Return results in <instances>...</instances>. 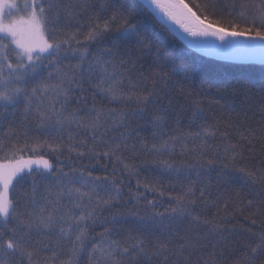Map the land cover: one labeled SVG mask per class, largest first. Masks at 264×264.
I'll return each instance as SVG.
<instances>
[{
    "label": "snow or ice",
    "instance_id": "obj_1",
    "mask_svg": "<svg viewBox=\"0 0 264 264\" xmlns=\"http://www.w3.org/2000/svg\"><path fill=\"white\" fill-rule=\"evenodd\" d=\"M148 3L194 38L218 37L222 42L215 45L218 49L240 46V42L228 37H248L264 45V0L240 4L242 11L239 15L245 21L244 26L230 20V31L215 27L219 20L208 21L218 9H235L237 5L234 2L221 6L217 0H206L202 7L196 6L201 14L194 11L186 0H148ZM19 8L16 0H0V121L7 125L6 131L0 134V220L3 221L0 226V264H79L81 253L87 250L88 244H91L88 264H264V222H261L259 231L249 228L246 236L226 250L227 254L225 249L218 250L215 244L208 251V245L188 236L199 219L192 216L198 199L207 203L203 198L208 194L209 183L206 175L201 177L199 169L210 171L217 163L223 164L225 169L235 165L237 157L243 158L245 149L251 150L253 139L249 137L254 138L255 133H238L236 142H232L229 132H220L225 141L223 156L229 163H224L219 153L214 159L205 160L210 150L214 153L216 150L206 139L215 134L209 132L213 125L206 123L203 110L197 105L189 118L193 123L202 121L197 125V131L181 130V114L172 106V100L164 90L166 85L158 86L157 83L165 81L167 73L160 65L147 72L141 70L137 67V58L132 55L134 51L141 50L137 46H147L144 38L137 34L131 47H119L120 41H130L131 33L135 32V25L131 23L132 13H116L103 25L92 24L87 34L78 39L79 32L66 30L75 12L63 0H24L23 14L12 15ZM248 11L253 13L251 22L246 19ZM112 31L117 34V39L111 47L96 48L95 51L88 47ZM190 43L210 42L194 39ZM10 49L13 55L9 54ZM65 60L69 62L64 63ZM42 70L47 71L46 76L41 75ZM149 80L152 85L150 91L146 87ZM85 84L92 90L93 100L100 95L109 102H134L137 108L130 114L122 111L117 115L115 109H106L96 103L87 107V100L82 98L88 91ZM142 86L147 94H136ZM77 90L81 95L76 94ZM164 99H168L167 106ZM73 100L81 107L71 108ZM18 112L22 119L14 124L8 118L14 119ZM149 113L153 139L159 143L150 147L142 143L141 148L157 157L153 163L177 173L196 170L197 180L189 179L172 197L175 206L164 212L156 211L155 202L137 192L135 198L144 199L145 204L153 208L150 215L138 216L132 212L130 215L136 219L125 226V213H112L102 222L111 226L104 227L100 233H90L89 229L101 215L100 210L112 208L113 202H119L123 197L121 184L115 176H93L90 171L85 173L83 168H73L71 174L58 169L57 192L53 199L43 198L42 205L37 199L35 180L31 191L23 190L10 198V192L25 180V168L31 172V164L34 163L31 159H23L25 149L33 153L45 147L53 152L66 149L69 154L75 152L77 157H114L123 164L120 154L128 148L127 137L121 134L119 142H113L104 138L107 130L127 125L129 115L143 119ZM173 113L177 115L176 127L169 129V116ZM33 121L36 130L46 138L30 136ZM215 127L219 129V122ZM226 127L233 125L227 124ZM169 131L176 135H168ZM77 135L84 138L77 140ZM21 138L24 141L22 145L18 143ZM49 139H58L59 143L53 145ZM30 141H35L31 147ZM186 141L194 144L192 158L195 163L187 164L181 160L176 165L174 160L159 159L165 154L173 155L172 149L176 144L180 145L182 154L187 153ZM196 141H199L198 145ZM39 162L44 169L51 171L52 165L43 156ZM123 167L130 175L135 174L134 167L128 164H123ZM239 170L264 182V168ZM217 178L223 179L219 175ZM197 182L203 186L197 188ZM137 184L139 186L140 182ZM143 187L164 195L154 185L144 184ZM65 190L66 201L63 200ZM253 203V200L247 201L248 205ZM258 210L264 213V201ZM186 216H192V223L181 235L175 230L173 221ZM166 218L168 223H165ZM244 218L249 219L247 216ZM257 223V220H251L252 225ZM174 239L182 242L174 244Z\"/></svg>",
    "mask_w": 264,
    "mask_h": 264
},
{
    "label": "trees",
    "instance_id": "obj_2",
    "mask_svg": "<svg viewBox=\"0 0 264 264\" xmlns=\"http://www.w3.org/2000/svg\"><path fill=\"white\" fill-rule=\"evenodd\" d=\"M63 2L71 6L75 12V16L70 21V27L66 30L79 32L81 35L78 36V39H82L83 35L87 34L92 24L103 25L105 20L116 13L133 14L131 23L135 25V32L131 33L132 39L130 41H120L119 47L121 49L131 47L137 34L144 38L147 46H137L141 50L134 51L132 55L137 58V67L141 70L147 72L151 67L160 65L167 73V79L157 81V83L158 86L166 85L164 90L167 92V96L171 98L172 106L177 113L181 114L179 124L181 130L185 132L197 131V125L202 121L197 120L193 123L190 122L189 118L197 105L203 110L206 123L213 125L209 132L215 134L206 137V139L216 150L215 153L210 150L205 160L214 159L215 154L219 153L221 160L224 163H229L223 156L225 141L220 137V132H229V138L232 142H236L238 133L244 135H249L250 132L255 133L254 138L249 137L253 139L251 150L245 149L243 158L237 157L235 165H230L225 169L223 164L217 163L210 171L206 168L199 169L201 177L206 175V182L209 183L208 194L203 198L207 203H201L198 199L192 210V216H198L199 219L195 221L196 227L188 232V236L193 240L198 239L201 244L208 245V251L211 250L213 244L218 250L225 249L226 251L246 236L249 228L259 231L261 222H264L262 220L264 213L258 210L261 201H264V182L247 175L246 172H241L239 169L247 168L249 171H256L264 168V62L243 59L222 60L208 54H202L196 49L193 50L176 35L166 20L145 0H63ZM186 2L193 7L194 11L201 14L196 6L202 7L206 0H186ZM233 2L237 5L235 9H218L208 22L219 20L220 23L216 26L226 28L229 31L231 30L229 27L230 20L243 27L245 21L240 18L239 13L242 9L239 5L259 3V0H217L221 6ZM252 15L251 11L246 13L248 22H251ZM114 27L115 25H113ZM116 39L117 34L112 31L105 34L100 41L89 44L88 47L93 51L96 48L111 47ZM5 42L8 41L5 40ZM9 54L13 55L11 49ZM61 55L63 56L64 53ZM68 62L69 60L64 61V63ZM71 62L75 63L76 61L71 60ZM41 75L46 76L47 71L42 70ZM84 87L88 89L82 97L87 100V107L96 103L106 109H115L117 115L122 111L130 114L132 110L137 108L134 102H109L107 99H102L100 95H96L95 100H93L92 90L88 88L87 84ZM146 87L148 91L151 90V80L147 82ZM76 94L81 95L78 90ZM136 94H147L144 91V86ZM163 103L167 106L168 99H164ZM78 107L81 105L73 100L71 108ZM150 115L151 113L143 119L129 115L127 125H117L115 128L108 129L104 137L105 139H112L113 142H119L121 134L127 137L128 148L120 155L123 157V164L135 168V174L130 175L125 171L123 164L117 162L114 157L92 159L88 156L77 157L75 152L69 154L66 149L53 152L45 147L37 149L35 153L25 149L22 153L23 159H31L34 163L31 166V172L25 169V180L10 192V198L16 197L23 190L31 191L32 182L35 180L37 182V199L42 205L44 203L43 198L53 199L57 192L58 169L71 174V169L83 168L85 173L90 171L93 176H115L117 182L121 184L123 197L121 201L113 202L112 208L100 210L101 215L97 223L89 229L90 233H100L104 227L111 226L102 222L105 218H110L112 213H125L123 217L126 221L125 226L131 225L132 221L136 219L130 215L132 212L137 213L138 216L150 215L153 208L147 206L144 199H136L137 192L143 193L147 200L154 201L156 211L164 212L165 209L175 206L172 197L178 194L181 185H186L189 179L197 180L196 170L177 173L174 170L164 169L158 163H153L157 157L147 149L141 148L142 143H146L149 147L153 143H159L158 140L153 139V129L148 123ZM176 118V113L169 116L167 125L169 129L176 127ZM8 119L13 120V123L16 124L22 119V116L18 112L14 119L11 116ZM217 122H219L218 130L215 127ZM227 124H231L233 127L227 128ZM16 126L19 127V125ZM6 128L7 125L0 121V134H3ZM31 128L33 130L30 132V136L46 138L40 131L36 130L34 121L31 123ZM168 135H176V133L169 131ZM66 137L67 133H65V140ZM76 138L79 140L84 137L77 135ZM48 142L55 145L59 143V140L49 139ZM18 143L22 145L23 139L21 138ZM32 143L35 141H30V147ZM185 143L189 149L187 153L182 154L180 145L176 144L172 149L173 155L165 154L159 159L170 162L174 160L176 165H179L181 160L187 164L195 163L192 158L194 144L192 141ZM195 143L198 145L199 141ZM241 143L244 142L241 141ZM97 150L100 151V149ZM41 156L52 165L51 171L44 169L43 164L39 162ZM218 175L223 179H218ZM137 181L140 182L139 186ZM144 184L158 187L164 195H160V192L146 190L143 187ZM202 186L203 184L197 182V188ZM196 196L199 198V191L196 192ZM63 200H67L66 190ZM248 200H253L254 203L248 205ZM192 216L174 220L175 230L184 235L185 230L192 223ZM245 216L249 219L246 220ZM252 219L257 220L258 223L252 225ZM165 223H168L167 218ZM2 224L3 221L0 220V226ZM181 242L179 239L172 241L174 244ZM90 248L91 244H88L87 250L81 253L79 264H88V250ZM226 264H230V262H226Z\"/></svg>",
    "mask_w": 264,
    "mask_h": 264
},
{
    "label": "water",
    "instance_id": "obj_3",
    "mask_svg": "<svg viewBox=\"0 0 264 264\" xmlns=\"http://www.w3.org/2000/svg\"><path fill=\"white\" fill-rule=\"evenodd\" d=\"M145 1L148 2V0H145ZM156 11L158 12V10ZM159 15H161V17L166 20L167 24L170 26L171 29H173L176 35L180 39L184 40V42L193 50L196 49L202 54H208L214 58H218L222 60L243 59V60H253L257 62L259 61L264 62V45H262L259 40H250L248 37H228L229 40H236L240 42V46L236 48L221 50L215 47V45H219L222 43L218 37H206V38L196 37L194 38L190 36L188 33L184 32V30L179 25L169 20L162 13H159ZM215 27L220 28L216 25ZM194 39H198L201 41L207 40L210 43H201V44L190 43V41Z\"/></svg>",
    "mask_w": 264,
    "mask_h": 264
},
{
    "label": "rangeland",
    "instance_id": "obj_4",
    "mask_svg": "<svg viewBox=\"0 0 264 264\" xmlns=\"http://www.w3.org/2000/svg\"><path fill=\"white\" fill-rule=\"evenodd\" d=\"M16 2L18 3V5L20 6L19 8V11H13L12 15L16 16V15H21L23 14V4H24V1H20V0H16ZM0 37L2 38V34H0ZM7 43V42H6ZM33 165V163L31 164V166ZM25 169H28V168H25Z\"/></svg>",
    "mask_w": 264,
    "mask_h": 264
}]
</instances>
